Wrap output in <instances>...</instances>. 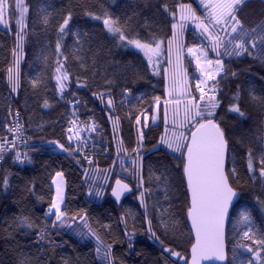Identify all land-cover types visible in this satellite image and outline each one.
Masks as SVG:
<instances>
[{
	"label": "trees",
	"instance_id": "obj_1",
	"mask_svg": "<svg viewBox=\"0 0 264 264\" xmlns=\"http://www.w3.org/2000/svg\"><path fill=\"white\" fill-rule=\"evenodd\" d=\"M244 2L242 7L236 6V15L244 28L251 30L264 22V2ZM24 3L27 7L25 54L20 64L18 89L15 92L11 90L8 82V70L14 71L16 64L15 50L19 35L17 0H6L5 26L0 24V134L3 133L4 123L13 110H21L25 126L32 136L30 155L35 163L18 165L6 161L0 168V180L7 171L10 173L11 185L5 194L0 183V264H17L22 258L29 259L32 264H62L65 259L69 264H96L98 257L94 255L95 240L82 241L75 233L64 228L57 234L52 229L54 216L48 218L46 225L50 235L40 240L36 226L45 224L41 210H46L53 195L51 179L57 170L65 172V203L68 209L87 210L89 222L100 239L105 244L113 243V253L118 261L122 264H152L153 259L160 254V247L147 238L145 210L138 202V193H128L120 202H116L111 196L101 200H97L94 195L89 196V184L85 178V168L89 164L78 156L76 158L81 160L82 167L75 165L59 149L53 151L50 142L58 141L61 145L70 147L63 129L67 121L74 118L73 113L77 114L76 119L84 123L92 119L97 125V132H91L96 145V154L91 166L97 165L108 172L110 186H113L117 178L132 185L129 173L135 156L131 152V149L135 148L134 120L137 110L151 109L153 97L161 98L164 95V78L163 74L157 76L152 71V66L142 52L128 46L117 48L118 37L108 31L102 19L112 18L116 26L123 30V35L153 45L171 35V14L176 11L178 4L191 3L200 11L199 4L197 0H24ZM68 13H71V20L65 28V34L61 35L59 28ZM89 13L92 15H88ZM199 41L200 37L195 31L188 29L186 45ZM255 56L253 51L252 55L223 57L225 66L237 73V77L229 76L226 85L221 83V88L227 94L239 87L244 100L241 108L245 111L244 118H238L233 113H224L225 130H233L229 135V148L231 149L235 139L244 141V144L236 149L235 166L240 171L239 182L232 181L233 186L244 194L236 208L234 223L228 228L229 240L234 238L238 244L242 242L243 232L249 228L264 231V213L259 211L255 201L256 195H264L259 190V176L250 180L251 174L246 170L248 150L254 154L258 172L259 154L264 147L259 131L264 123V108L260 106L259 101L252 100V96H264V65H261ZM185 66L189 82L196 90V67L188 56L185 57ZM61 85H67V88L62 89ZM128 87L132 88L131 94L126 98L121 97L122 89ZM109 96L112 97L113 112L105 105V99ZM120 99H125V103H120ZM45 104L47 108L44 107ZM127 112L132 113L131 118L126 115ZM114 115L120 118L122 141L119 140L118 143L114 141L113 135ZM199 123L200 120L187 128L188 137L193 126ZM41 125L44 127L42 130ZM33 128L36 131L33 132ZM162 132V123H151L145 130L144 147L148 151L141 153L144 157L143 174L145 186H150L152 190V196H146V202L151 205L158 201L157 212H178L184 201L179 170H173L171 173L174 181L170 190L163 184H149V165L153 166L154 178L160 177L158 169L162 165L171 167L173 155L170 150L161 147L159 151H152V144L157 143ZM188 137L184 144H187ZM105 147L109 148V155L102 153ZM123 147H128L131 154L118 153ZM178 156L185 157L183 148ZM122 160L123 168L120 166ZM181 162L182 159L176 160V163ZM184 164L185 160L183 167ZM46 166L50 167L48 172H45ZM28 179L35 182L34 195L20 191V187ZM40 196H43L42 202L38 200ZM121 204L124 205L123 208ZM22 211L24 215L34 212L32 220L29 221L34 224L33 228H28V224L24 222ZM151 213L152 209L149 208L148 218H151ZM71 214L70 211L69 215ZM117 217H124V220L119 221ZM97 220L100 226L97 225ZM103 225H109L110 230H105ZM72 226L75 227V224ZM177 226L181 233L177 234L176 240L170 246L181 256L169 258V264L177 260L178 264H184L185 260L189 264L194 241L193 232L190 231L189 223L181 221ZM25 231L30 234L23 235ZM128 232L135 233L134 251L124 254L126 244L114 243L112 237L116 236L118 241H124ZM8 233H12V236L9 237ZM50 240L62 246L53 247ZM236 256L238 261L253 258L252 254L243 248H237Z\"/></svg>",
	"mask_w": 264,
	"mask_h": 264
},
{
	"label": "snow or ice",
	"instance_id": "obj_2",
	"mask_svg": "<svg viewBox=\"0 0 264 264\" xmlns=\"http://www.w3.org/2000/svg\"><path fill=\"white\" fill-rule=\"evenodd\" d=\"M264 2V0H262ZM199 3L205 7L204 0H199ZM245 4L244 0H232L231 6L227 13L228 17H231L232 23H229L226 18L217 19L215 14L213 15L211 24L207 21H203L204 33L206 34L207 45L202 41L199 44L201 60L199 63L207 65V79L204 81L197 80V90L200 93L198 97L193 99L199 100L196 105L198 116L200 117V127L193 126L192 136L193 139L189 140L187 144H184L180 136L169 137L167 141L160 140L158 137V143L152 144V151H159L161 147H165L170 150L173 159L171 160V167L162 165L158 171H160V177L154 178L152 176L153 166L149 165V184L158 183L163 184L170 190L174 181L172 176L173 170H179L181 173V180L183 184V196L184 201L182 207L176 211H156L158 201L149 205L146 202V196H152L151 187L145 186L144 180V157L141 154L144 151H148L144 147L145 144V131L140 127L142 121L146 126V121L149 118V114H153V109L143 108L137 110V115L134 120L136 127L133 129V140L135 148L131 149V152L135 154L132 159V169L129 173V178L133 184L125 183L123 180L115 179V186L107 184V177H105V183L103 185H89L88 195L95 196L103 199L106 196H111L116 202H120L125 194L131 193L136 195L141 206L145 210V220L147 224L146 232L147 238L151 242H155L160 247V254L155 257L152 264H169V258H180L181 254L175 251L170 245L176 240L177 234L181 233V229L177 226L183 221L185 224L190 222V231L194 233V243L191 246L192 252V264H201V261L208 260L209 264H264V231H254L253 228H249L243 232L241 236V243H237L233 238L229 240V225L233 224V217L235 215L236 208L239 204L241 196L244 194L242 191H238L236 186H233L232 181L239 182L240 171L236 165V149L244 144L242 139H235L232 141L231 149L229 148V135L232 133V129L226 128V117L224 113H233L238 118L245 117V111L242 110L241 104L244 103L241 95L242 90L239 87L234 88L231 92L225 94L221 88V83L226 85L227 78L237 77V73L233 72L230 67H226L222 57L228 56H243L245 54L252 55L254 51L256 53L255 58L259 59L261 65H264V22L257 25L256 28L248 30L245 29L238 16L236 15L237 5L241 7ZM92 15V14H88ZM99 19V17H94ZM71 20V13H68L64 23L59 28L61 35L65 34V28ZM108 28V31L115 35L117 32L121 33L120 38L116 41L117 48L134 46L135 48H141L144 50L145 56H155V46H145L139 39L131 38L127 35H123V30L119 27H113L115 21L110 18H105L102 21ZM212 29H216L213 33ZM224 33V35H221ZM138 36V34H137ZM182 39V37H181ZM19 40V38H18ZM22 45V40H19L17 47ZM59 47V45H58ZM252 51H249V50ZM214 53L216 59L209 58V53ZM223 73V76L221 74ZM220 77V79H217ZM68 77H65L67 79ZM59 79V77H57ZM8 82L11 85L13 92L18 89V74L14 73L13 69L8 70ZM111 81H109V84ZM180 85L179 80L173 78L172 86L178 87ZM203 85V86H202ZM62 89L67 88V85H61ZM132 88H124L121 91V97L126 98L131 94ZM95 96V94H93ZM103 95V94H101ZM252 100L259 101V104L264 108V96L255 97L252 96ZM79 102L77 101V104ZM120 103H125V99H120ZM108 104L112 105V97H108ZM164 103L160 97H153V106L157 115L152 116L153 119H157L159 116V110ZM47 108V104L44 105ZM114 111V106L112 108ZM126 115L131 118L132 113L127 112ZM77 114L73 113L72 119L67 121V127L63 129L65 132V139L70 147L61 145L58 141H51V148L53 151L59 149L69 159H71L75 165L81 166V160L76 157L81 155L80 149L87 147L88 141L83 140L81 133L85 131V126L79 127L77 131L76 117ZM115 124L117 129L120 128V118L115 117ZM12 127L7 129L9 134L13 133L15 129V140H9L7 143H0V161H3L5 157L12 152L13 162H19L23 164L27 161L28 164H34L35 161L32 155L26 152L18 150L17 140L21 141L25 148L29 147L28 137L24 135L27 129L24 124L20 122L19 113H16V119L12 122ZM43 125L40 126L42 130ZM32 131H36L35 128ZM92 133L97 132V125L95 122L91 124ZM260 141L264 145V123L260 128ZM115 135V134H113ZM4 139L0 134V141ZM82 141L81 143H75V147L72 141ZM132 140V141H133ZM122 141V140H121ZM183 146L185 153H191L194 166L192 170L191 184H189V178L185 175V169L183 167V160H186V156L181 158L178 153ZM207 150L209 157V165L206 176H202L199 168V160L202 153ZM125 154H131L128 147H123L118 150ZM34 155V154H33ZM23 157V159H22ZM83 159L87 161L89 165L93 163L91 159L84 156ZM177 159H182L181 163H176ZM247 164L246 170L251 174L250 180H255L257 175L259 176L261 193H264V147L259 154V168L257 172L256 161L254 154L251 150L247 152ZM229 161L231 166L229 167ZM121 168L124 167L123 160L120 162ZM50 167L46 166L48 172ZM3 186V192L6 194L10 189V173L7 171L3 174V179L0 180ZM83 183V181L81 182ZM51 185H54V195L51 196L49 204L46 210L42 209L44 226H36L39 231L40 240H43L46 235H50L47 232L48 218L54 216L52 221V229L59 234V230L64 228L75 233L82 241L94 239L96 242V248L94 255L98 257L96 264H122L115 258L113 253V243L105 244L97 233L94 231L92 224L89 222V214L86 209H74L69 210L66 200V180L65 172L63 170H57L54 172V176L51 179ZM35 182L32 179L25 180V183L20 187V191L24 194L34 195ZM240 186V185H237ZM167 199V192L165 194ZM40 202L43 201V196L38 197ZM256 205L261 213H264V195L255 196ZM15 203V201H14ZM63 206V208H62ZM123 208L124 205L121 204ZM152 209L151 218H148V209ZM72 212L69 215V212ZM24 215V211L21 213ZM34 216L33 213L24 215V222L28 224V228H33L34 224L29 222ZM15 219V217H14ZM94 219V218H93ZM119 221H123L124 217H117ZM79 221V222H77ZM155 221V223H153ZM99 225V221H96ZM75 224V227L72 225ZM105 230H110L109 225H103ZM125 229L127 224L125 223ZM233 231L235 228L233 227ZM30 233L23 232V235L28 236ZM239 235V233H237ZM11 237L12 233H8ZM113 242H121L126 244L125 253L131 254L134 251L135 245V233L128 232L127 239L124 241H118L116 236L112 237ZM50 244L53 247H61L62 244L56 243L50 240ZM231 245V246H230ZM237 248H243L248 253H251L253 258L247 261H238L236 256ZM231 253V255H230ZM141 255L143 253H140ZM17 264H32L27 258H22L17 261ZM62 264H69L68 260H63ZM172 264H178L177 261H173ZM187 264V260L184 261Z\"/></svg>",
	"mask_w": 264,
	"mask_h": 264
},
{
	"label": "rangeland",
	"instance_id": "obj_3",
	"mask_svg": "<svg viewBox=\"0 0 264 264\" xmlns=\"http://www.w3.org/2000/svg\"><path fill=\"white\" fill-rule=\"evenodd\" d=\"M200 11L197 10L191 3H180L178 4L176 11L171 14L172 18V33L166 40H161L156 44L155 51L157 55L155 56H145L144 50L141 48H135L134 46H128L133 49H136L143 53V55L148 60L149 64L152 66V71L158 76L163 74L164 78V95L161 97V100L164 103L159 110V116L157 119H153L152 116H156V110L154 106L153 114H149V118L146 121V126L142 121L140 127L144 128V131L147 129L149 124L162 123L163 132L160 134V140L167 141L169 137L180 136L183 143L187 139V128L197 123L200 120L198 116L196 105L199 103V100L193 99V97H198L200 93L191 86L189 78L187 75V70L185 66V57L188 56L192 60L193 64L196 67V84L197 80L204 81L207 79V65L199 63L201 60L199 44L202 41L207 45L206 34L204 33L203 21H207L208 24H211L213 15L217 19L226 18L229 23H232L231 17L227 16L229 8L231 6L232 0H204L205 7L199 3L197 0ZM17 9H18V38L22 40V45L17 47L15 50V67L14 73L18 74L20 72V64L24 59V30L26 25V13L27 7L24 3V0H17ZM6 0H1L0 3V24L5 26V20L7 15ZM114 21L112 18H110ZM103 20V19H102ZM113 27H117L114 23ZM108 29V28H107ZM188 29H193L200 41L186 45V33ZM215 33L216 29H212ZM111 33V32H110ZM112 34V33H111ZM113 35V34H112ZM224 35V33H221ZM115 36L118 39L121 36L120 32H117ZM182 37V39H181ZM18 40V42H19ZM145 46L151 47L153 45L145 44ZM209 58L215 60L216 56L214 53H209ZM223 59V57H222ZM176 78L179 80L180 85L178 87L172 86V80ZM188 79L189 85L186 86L185 81ZM219 77H217L218 79ZM203 86V85H202ZM114 115L112 120L115 121ZM136 125H134V128ZM114 141L119 142L122 139L121 129H117V126L114 122ZM158 143V141H157ZM183 146H181L182 150ZM180 150V152H181ZM179 152V153H180ZM128 155V154H124ZM54 176V175H53ZM105 177H107V184L109 183L110 176L108 172H105V169L99 166L88 165L85 168V178L88 180L90 185H103L105 183ZM54 185L53 195H54ZM138 196V195H137ZM97 200H101L99 197H95ZM63 208V206H62Z\"/></svg>",
	"mask_w": 264,
	"mask_h": 264
},
{
	"label": "built area",
	"instance_id": "obj_4",
	"mask_svg": "<svg viewBox=\"0 0 264 264\" xmlns=\"http://www.w3.org/2000/svg\"><path fill=\"white\" fill-rule=\"evenodd\" d=\"M16 113H19V117H20V122L22 124H24V127L26 128L25 126V122H24V117L22 115V112L21 110L19 109H14L13 112L10 114L9 118L5 121L4 123V128H3V137L4 139L2 141H0V143H7L9 140H15L16 139V136H15V129L13 130V133L9 134L7 132V129L9 127H12V122L15 121L16 119ZM94 121L91 119L88 123H84L82 121H80L79 119H76V129L77 131H79V127H83L85 126V131L81 133V136H82V139L83 140H87L88 141V145L87 147L83 148V149H80V152H81V157L83 158L84 156H87L89 159H91L92 161L94 160L95 158V154H96V145H95V142L93 141L92 139V135H91V124L93 123ZM67 127V123L65 125V128ZM27 129V128H26ZM25 136L28 137V144H29V147L25 148L22 144L21 141L17 140L16 143L18 145V150L21 151V152H26L30 155L31 153V149H30V143H31V139H32V136H31V133L27 130L25 133H24ZM74 147L76 146L75 143H81L82 144V141H72ZM102 153L104 155H109L110 154V150L108 147H105L102 151ZM23 159V157H22ZM6 161H9L11 163H14L13 162V159H12V152L10 151L9 154L5 157V159L3 161H0V168L2 166V164ZM27 161H25L23 164H25ZM87 162V161H86ZM14 164H18V165H23L19 162H16Z\"/></svg>",
	"mask_w": 264,
	"mask_h": 264
},
{
	"label": "water",
	"instance_id": "obj_5",
	"mask_svg": "<svg viewBox=\"0 0 264 264\" xmlns=\"http://www.w3.org/2000/svg\"><path fill=\"white\" fill-rule=\"evenodd\" d=\"M105 105H106L107 109L110 112H113V110H112L113 105H109L108 104V97L105 99ZM196 127L197 128L200 127V123L197 124ZM191 139H193L192 130H191V132L189 134L187 143ZM185 156H186V160H185V164H184V169H185V173L184 174L188 176V178H189V184H191L192 170H193L194 162H193V158H192V155H191L190 152L189 153H185ZM208 165H209V157H208V154H207V150H205L202 153L201 158L199 160V168H200V171H201L202 176H206L207 169H208ZM119 179H121V178H119ZM121 180H123V179H121ZM123 181L125 183H128L125 180H123ZM113 186H115V181H114ZM189 224H190V222H189ZM193 237H194V233H193ZM193 243H194V241H193ZM189 264H192V252H190V262H189ZM201 264H209V261L208 260L201 261Z\"/></svg>",
	"mask_w": 264,
	"mask_h": 264
},
{
	"label": "crops",
	"instance_id": "obj_6",
	"mask_svg": "<svg viewBox=\"0 0 264 264\" xmlns=\"http://www.w3.org/2000/svg\"><path fill=\"white\" fill-rule=\"evenodd\" d=\"M185 84H186V86L189 85V83H188V79H187V78H186Z\"/></svg>",
	"mask_w": 264,
	"mask_h": 264
},
{
	"label": "bare ground",
	"instance_id": "obj_7",
	"mask_svg": "<svg viewBox=\"0 0 264 264\" xmlns=\"http://www.w3.org/2000/svg\"><path fill=\"white\" fill-rule=\"evenodd\" d=\"M135 125V124H134Z\"/></svg>",
	"mask_w": 264,
	"mask_h": 264
}]
</instances>
